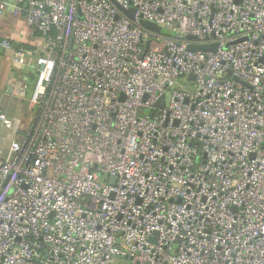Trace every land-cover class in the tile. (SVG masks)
Wrapping results in <instances>:
<instances>
[{"label": "built area", "instance_id": "2783aa9c", "mask_svg": "<svg viewBox=\"0 0 264 264\" xmlns=\"http://www.w3.org/2000/svg\"><path fill=\"white\" fill-rule=\"evenodd\" d=\"M114 1L0 0L43 42L0 264H264V0Z\"/></svg>", "mask_w": 264, "mask_h": 264}, {"label": "crops", "instance_id": "0c3cea01", "mask_svg": "<svg viewBox=\"0 0 264 264\" xmlns=\"http://www.w3.org/2000/svg\"><path fill=\"white\" fill-rule=\"evenodd\" d=\"M21 7L23 8L24 5L21 4ZM0 37L33 47L35 49L32 52L33 54L39 55L43 51L41 39L33 35V32L25 25L22 17L14 16L13 10L10 7H6L0 15ZM29 60L27 59L26 64L22 67L15 66L12 64L10 54L5 52L0 54V111L6 114L17 125L22 123L17 119L18 114H16V111L23 109L26 101L18 98L16 89L24 84L28 87L31 84L28 77L35 74V71L32 69L34 64ZM28 93L30 92L27 90V96ZM2 99H7V106L1 103ZM13 100H17L18 103H14ZM11 108L13 111L10 110ZM14 108H16L15 111ZM10 138L11 136L6 132L0 133V153L4 154Z\"/></svg>", "mask_w": 264, "mask_h": 264}, {"label": "rangeland", "instance_id": "374dc122", "mask_svg": "<svg viewBox=\"0 0 264 264\" xmlns=\"http://www.w3.org/2000/svg\"><path fill=\"white\" fill-rule=\"evenodd\" d=\"M161 33L162 34H166V31L163 29L162 31H161ZM37 58H38V54H33V56L31 57V58H29V59H31V60H29L32 64H34V65H36V61H37ZM16 66V65H15ZM22 67V66H21ZM36 67V66H35ZM32 69H33V67H32ZM34 70V69H33ZM33 70H31L32 72H33ZM30 95V93H28V96ZM13 102L14 103H18V101L17 100H13ZM3 105H5V106H7V99H5V100H3L2 99V102H1ZM10 110H12L13 111V109L11 108ZM16 110V108H14V111ZM16 114H18V116H17V119H19L20 120V122L22 123V124H25V126L27 125V126H29V124L32 122V120H33V117H34V110H32V109H30L29 108V106H28V104L26 103V105L24 104V108L23 109H18L17 111H16ZM25 126H22V127H24L25 129H26V127ZM3 133V132H6V133H8L9 134V136H12V131H4L3 129H0V133ZM3 155V153H0V156H2ZM122 264H130V262L129 261H126V263H122Z\"/></svg>", "mask_w": 264, "mask_h": 264}, {"label": "water", "instance_id": "95a60500", "mask_svg": "<svg viewBox=\"0 0 264 264\" xmlns=\"http://www.w3.org/2000/svg\"><path fill=\"white\" fill-rule=\"evenodd\" d=\"M116 7L118 10H120L122 13H124L126 16H128L129 18L133 19L134 17V10L133 9H130V10H124L120 5H118L114 0H110ZM236 2H239V0H235ZM141 24L148 28V29H152V30H155V31H160V27L154 25V24H151V23H148L146 21H141ZM187 49L189 51H207V50H213L214 47H211V46H188ZM3 53V50L0 48V54ZM154 107H163V103H162V100L157 102Z\"/></svg>", "mask_w": 264, "mask_h": 264}, {"label": "trees", "instance_id": "16d2710c", "mask_svg": "<svg viewBox=\"0 0 264 264\" xmlns=\"http://www.w3.org/2000/svg\"><path fill=\"white\" fill-rule=\"evenodd\" d=\"M33 32V35L36 37V38H40L41 39V34L35 30L32 31ZM13 48L15 50H19V49H23V50H26V51H30L31 53L34 52L35 49H33V47L31 46H28V45H25V44H18V43H15V42H12L10 41ZM41 54V53H40ZM39 54V55H40ZM28 80L31 84H29V86L27 87L28 89V92H31V90L33 89V86H34V82H35V75H30L28 77Z\"/></svg>", "mask_w": 264, "mask_h": 264}]
</instances>
